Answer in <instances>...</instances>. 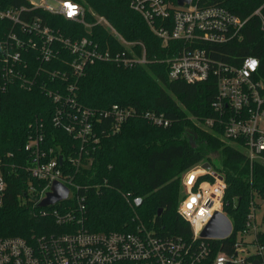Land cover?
I'll list each match as a JSON object with an SVG mask.
<instances>
[{"label": "trees", "instance_id": "obj_1", "mask_svg": "<svg viewBox=\"0 0 264 264\" xmlns=\"http://www.w3.org/2000/svg\"><path fill=\"white\" fill-rule=\"evenodd\" d=\"M86 10V20L95 14L105 17L128 41L142 42L150 60L146 65L122 67L111 62L89 65L78 83L76 102L82 108L105 111L113 105L134 108L138 114L118 130L111 119H103L95 129L99 142L82 145L64 130L65 118L56 124L55 114L63 104L54 101L57 91L67 94L61 81L42 74L32 89L17 81L0 93V158L5 162L6 188L0 204V236L31 238L50 233L55 228L52 218L41 219L38 208L29 200L30 188L38 186L25 166L33 161L25 149L28 137L37 135L43 124L41 148L46 159L58 155L69 161L82 153L92 165L75 179L89 187L86 200L88 226L93 231H132V218L138 216L161 235L191 237L190 225L177 213L181 178L200 163L209 162L222 173L227 183L223 211L232 221L233 232L227 239L211 240L212 254H236L241 237L250 221L252 209L264 204V162H250L236 144L205 126L206 119L216 116L212 102L217 95L214 79L188 84L169 78L168 60L182 43L164 45L144 19L131 8L132 0H74ZM176 3L175 0H166ZM200 7L222 6L233 14L249 18L239 38L214 45L212 57L224 62H239L247 56L260 61L258 79L264 81V32L260 19L252 14L264 0H193ZM3 8L28 5L27 0H0ZM264 15V9H263ZM43 23L70 37H93L101 48L122 46L103 25L91 29L42 9L34 11ZM252 16V17H251ZM13 28L0 20V40ZM40 63L38 62V65ZM57 63L46 68L58 69ZM71 110V105H66ZM153 111L169 120L158 126L143 117ZM193 137V139H192ZM195 140V141H194ZM83 147V149H82ZM86 150L88 152H86ZM217 154V158L213 155ZM264 158V152L262 153ZM34 194L37 192H33ZM143 202L132 207L129 199ZM159 210H163L158 216ZM264 249V229L252 242ZM264 264L260 254L244 255L240 264Z\"/></svg>", "mask_w": 264, "mask_h": 264}, {"label": "built area", "instance_id": "obj_2", "mask_svg": "<svg viewBox=\"0 0 264 264\" xmlns=\"http://www.w3.org/2000/svg\"><path fill=\"white\" fill-rule=\"evenodd\" d=\"M27 1L28 5L5 8L0 2V20L13 26L0 40V93L6 92L17 81L25 89H32L42 74L61 81L67 94L50 92L55 102L63 104L54 120L59 124L65 118L64 130L81 141L83 147L91 141L99 142L95 129L103 119H111L113 128L118 130L136 116L137 110L120 105L100 112L82 108L76 102V93L89 65L98 62H111L122 67L148 64L145 45L126 40L103 16L95 14V21L88 22L84 6L74 0ZM131 8L140 14L164 45L172 41L182 43V49H177L167 61L171 80L188 84L207 82L211 78L216 81L217 95L212 102L216 116L206 119L205 126L214 131L222 129L223 138L242 149L252 164L264 162V81L257 78L260 61L254 56L239 62L220 61L212 57L210 48L239 38L250 17L243 19L222 6L200 7L193 0L184 5L166 0H132ZM37 9L81 24L88 34L93 27L103 25L122 49L101 48L93 37L66 36L34 15ZM263 9L264 3L252 16L259 17L264 32ZM55 63L61 67L46 68ZM66 105H71V110ZM143 117L158 126L165 127L170 123L164 115L153 111L145 112ZM39 128L37 135H30L25 145L33 157L25 170L38 182V186H31L29 200L38 208L36 215L41 219L52 218L55 228L50 233L31 238L0 236V264H240L244 255L262 256L263 247L252 243L263 230L255 208L244 232L249 236L252 232L249 249L237 245L234 257L222 252L214 256L210 241L216 239L201 236L216 212L225 214L223 206L227 190L224 175L210 163V169L204 168L207 162L194 166L181 178L177 213L190 225V238L161 235L154 228H148L138 216L129 224L132 231L91 230L85 203L89 187L75 179L90 168V158H83L80 152L77 158L66 162L58 155L47 160L46 152L41 148L43 124ZM4 168L5 162L0 158V204L6 188ZM55 182L68 189L67 198L54 205L39 207L52 192ZM127 200L133 208L143 202L141 197ZM252 246L256 248L255 252L250 251Z\"/></svg>", "mask_w": 264, "mask_h": 264}, {"label": "water", "instance_id": "obj_3", "mask_svg": "<svg viewBox=\"0 0 264 264\" xmlns=\"http://www.w3.org/2000/svg\"><path fill=\"white\" fill-rule=\"evenodd\" d=\"M192 0H176L178 5H184ZM62 161V157L60 158ZM204 168L210 169V164L206 163ZM68 196V189L59 182H55L52 187V192L47 194V197L39 203V207H47L54 205L66 199ZM163 210H159L158 216L162 214ZM233 232L232 221L223 213L216 212L202 231L201 236L208 239H227ZM260 261H256L255 264H259Z\"/></svg>", "mask_w": 264, "mask_h": 264}, {"label": "rangeland", "instance_id": "obj_4", "mask_svg": "<svg viewBox=\"0 0 264 264\" xmlns=\"http://www.w3.org/2000/svg\"><path fill=\"white\" fill-rule=\"evenodd\" d=\"M192 139H193V137H192ZM213 156L217 158V154H214ZM207 163H209V162H207ZM257 202L260 204V207L257 211V221L259 224L262 223L261 228L264 229V204L259 199H257ZM251 234H252V232H251ZM251 234L249 236V235L243 233V238L241 239V244H242V247H244V249H249L248 246L252 240ZM255 250H256V248L254 246L250 247L251 252H255ZM262 256H263V260H264V251L262 253Z\"/></svg>", "mask_w": 264, "mask_h": 264}, {"label": "snow or ice", "instance_id": "obj_5", "mask_svg": "<svg viewBox=\"0 0 264 264\" xmlns=\"http://www.w3.org/2000/svg\"><path fill=\"white\" fill-rule=\"evenodd\" d=\"M252 64H255V61H253Z\"/></svg>", "mask_w": 264, "mask_h": 264}]
</instances>
